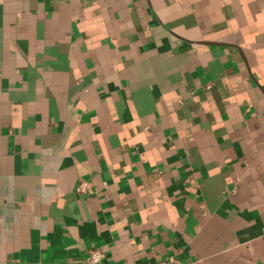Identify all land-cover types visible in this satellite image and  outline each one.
<instances>
[{"label": "crops", "instance_id": "0c3cea01", "mask_svg": "<svg viewBox=\"0 0 264 264\" xmlns=\"http://www.w3.org/2000/svg\"><path fill=\"white\" fill-rule=\"evenodd\" d=\"M91 246L264 264V0H0V264Z\"/></svg>", "mask_w": 264, "mask_h": 264}, {"label": "built area", "instance_id": "2783aa9c", "mask_svg": "<svg viewBox=\"0 0 264 264\" xmlns=\"http://www.w3.org/2000/svg\"><path fill=\"white\" fill-rule=\"evenodd\" d=\"M88 182L86 180H81L77 185L76 191L78 193H84L87 191ZM105 253L103 249L98 246H91L87 250L86 262L88 264H102ZM151 264H181L178 255H172L164 259H158L153 261Z\"/></svg>", "mask_w": 264, "mask_h": 264}]
</instances>
